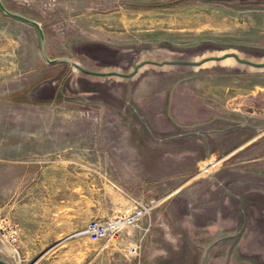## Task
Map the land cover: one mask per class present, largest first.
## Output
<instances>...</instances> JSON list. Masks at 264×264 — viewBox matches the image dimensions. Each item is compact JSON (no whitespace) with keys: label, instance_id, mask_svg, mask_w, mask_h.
Here are the masks:
<instances>
[{"label":"rangeland","instance_id":"374dc122","mask_svg":"<svg viewBox=\"0 0 264 264\" xmlns=\"http://www.w3.org/2000/svg\"><path fill=\"white\" fill-rule=\"evenodd\" d=\"M1 2L2 258L264 264V0Z\"/></svg>","mask_w":264,"mask_h":264},{"label":"built area","instance_id":"2783aa9c","mask_svg":"<svg viewBox=\"0 0 264 264\" xmlns=\"http://www.w3.org/2000/svg\"><path fill=\"white\" fill-rule=\"evenodd\" d=\"M161 199L151 197L148 201L136 199L133 208L130 212L122 216H114L111 218H98L89 220L84 227L77 230L76 234H85L91 240H100L108 238L116 233V231L124 223H135L143 216L149 213L150 209L160 203ZM17 233L18 228L15 225L8 224L3 235L5 239L13 246V249L18 252L17 248ZM128 250V258L123 261H116L113 264H141L140 246L130 244ZM14 264H25L23 258L18 256Z\"/></svg>","mask_w":264,"mask_h":264},{"label":"water","instance_id":"95a60500","mask_svg":"<svg viewBox=\"0 0 264 264\" xmlns=\"http://www.w3.org/2000/svg\"><path fill=\"white\" fill-rule=\"evenodd\" d=\"M0 9H1L4 13H6V14H8V15H10V16L16 17V18H18V19H20V20H22V21H25V22H27V23H30V24L34 25V26L37 28L38 32H39L40 38H41V39L43 38V32H42V29H41L40 24H39L38 21H36L35 19H32V18H30V17H27V16H25V15H23V14H21V13H18V12L12 11V10H9L8 8H6V7L4 6V4L1 2V0H0ZM226 54H227V53H226ZM226 54H223L222 56H210V57L218 58V57H223V56H225ZM234 55H235L236 59H238V60H240V61H246V62H248V60H246V59H241V58H239L236 54H234ZM210 57H204V58H202L200 61H203V60L208 59V58H210ZM56 60H57V58H47V61H49V62H51V63H52V62H55ZM191 62L195 63L194 61H191ZM251 63H253L254 65H262V64H264V62H251ZM75 65H76L77 67L81 68L77 63H75ZM135 67H137V65H136ZM112 72H114V73H118V74H124V75H126V73H121V72H118V71H112ZM0 264H13V263L9 262L8 260H6V259H4V258H2V257L0 256Z\"/></svg>","mask_w":264,"mask_h":264}]
</instances>
